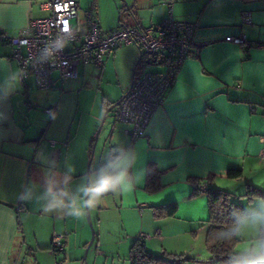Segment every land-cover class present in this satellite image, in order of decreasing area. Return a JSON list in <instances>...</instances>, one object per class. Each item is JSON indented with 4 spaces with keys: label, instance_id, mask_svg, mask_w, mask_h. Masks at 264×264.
<instances>
[{
    "label": "crops",
    "instance_id": "0c3cea01",
    "mask_svg": "<svg viewBox=\"0 0 264 264\" xmlns=\"http://www.w3.org/2000/svg\"><path fill=\"white\" fill-rule=\"evenodd\" d=\"M98 2L77 0L76 22L72 24H78L80 31L84 23L80 27L79 9L86 11L93 5L99 23L102 13ZM128 2L130 12L118 16L117 26L103 30L99 24L103 33L124 26L153 25L170 16L197 24L194 42L200 44V50L180 65L144 136L132 141L124 133L130 125L115 117L109 126L110 147L133 150L137 156L135 168L144 171L142 182L132 191L114 194L112 213L122 229L119 227L118 237L110 241L117 246L112 252L113 260H123L125 264L129 247L137 237L154 253L165 250L195 257L204 246L207 207L205 195H191L194 186L189 178L213 174L212 187L233 195L235 190L243 193L246 182L262 185L247 178V172H254L264 181V167L259 165H264V157L259 154L264 146V46L256 44L264 43V0ZM40 5L41 0H0V31L14 35L25 30L30 21L47 16L49 11ZM243 12L250 13V23H243ZM238 35H244L248 44L231 39ZM123 46L109 52L106 60L116 57ZM152 66L154 70L161 69L158 64L149 68ZM16 71L19 68L11 58L10 44L0 40V264H27V259L20 261L23 254L28 255L29 264H58L53 252V262L44 260V254H51L52 235L63 234L64 249L57 255L66 259L87 245L89 231L85 211L78 218L44 211V201L36 197L51 165L42 160L55 161L56 170L61 172L71 164L76 169L73 180L79 183L86 173L84 167L91 156L94 135L90 140L88 135L78 137L80 120L71 134L79 107L72 96L78 95L77 88L65 91L63 83L38 89L29 75L8 89L4 81ZM138 71L135 68L134 75ZM41 97L45 100L40 103ZM101 109L104 111L102 104ZM148 163L161 171L160 188L154 192L145 188ZM238 167L243 169L242 178L226 177L229 168ZM25 187H31L34 195L21 201L18 196ZM172 201L178 205L174 215L154 216V206ZM94 210L102 226L108 210L103 198ZM131 213L134 220V214L138 218L132 230L125 226Z\"/></svg>",
    "mask_w": 264,
    "mask_h": 264
},
{
    "label": "built area",
    "instance_id": "2783aa9c",
    "mask_svg": "<svg viewBox=\"0 0 264 264\" xmlns=\"http://www.w3.org/2000/svg\"><path fill=\"white\" fill-rule=\"evenodd\" d=\"M41 8L48 10L45 17L30 21L25 30L14 35L0 31V40L11 46V58L21 73L20 82L31 75L38 89H50L62 85L67 79L76 78L81 63L102 66L106 55L117 47L134 44L145 54L142 65L123 99L113 108L119 122L129 124L124 133L132 140L144 136L154 111L165 101L176 72L191 54H197L200 44L194 42L197 24L177 21L168 17L149 26H124L103 33L94 14V6L85 11L84 29L80 31L71 20L77 15V0H41ZM243 23L251 22L249 12H243ZM58 38L67 46L52 59H41L42 50L52 47ZM239 44L247 45L244 35L231 37ZM258 46L264 43L257 42ZM141 59V58H140ZM158 64L161 69H150ZM53 113L51 109H47ZM264 141V134L261 135ZM53 143V141L51 142ZM114 147H109V150ZM259 154L264 157V146ZM51 251L59 254L64 249L63 234L54 233Z\"/></svg>",
    "mask_w": 264,
    "mask_h": 264
},
{
    "label": "rangeland",
    "instance_id": "374dc122",
    "mask_svg": "<svg viewBox=\"0 0 264 264\" xmlns=\"http://www.w3.org/2000/svg\"><path fill=\"white\" fill-rule=\"evenodd\" d=\"M112 1V2H110ZM129 5L128 0H99L98 5L101 9V15L99 16V24L103 30H108L109 27H115L119 24L118 16H122L128 12L129 10L126 9V5ZM105 9V11H104ZM111 9V12L110 10ZM110 12V13H109ZM85 19V11L79 9L78 11V20L80 23V27H83L82 23H84ZM71 22L75 24V19H72ZM112 53V52H111ZM110 54V53H109ZM108 55V54H107ZM139 56V49L134 44L132 45H125L121 48L120 51L117 50L116 57L113 58L109 56V59L106 60L105 65L102 67H96L92 64L83 63L78 66V77L71 82L65 81L64 82V90H72L76 89L78 91V95L73 94L74 100H77L79 103V107L77 110V114L75 116V120L71 127V134L76 130L79 124V134L80 135H88V140L91 139L99 126L101 121L102 115L104 111L101 109V101L103 96L108 98L109 100L116 102L118 101L129 89L130 82L132 80V71L134 64ZM141 68V63H138L136 66V70ZM150 69H155L153 66ZM73 83V84H72ZM58 91V90H57ZM58 93V92H57ZM58 95L56 99H58ZM45 98H40V103L44 101ZM44 105L40 104V109H43ZM114 121V116L112 110L107 113V117L103 123V126L99 132L98 138L94 144L93 154L91 156L90 162V169L93 167L98 166V164L103 162V158L105 154L109 151V147L111 146L109 143V132H110V124ZM81 140L80 138H77ZM84 142V141H83ZM89 142V141H88ZM90 158V157H89ZM89 158L86 160L84 170H87V165ZM260 167H264L261 163H259ZM86 174V173H85ZM84 174V175H85ZM249 179H254L261 186H264V181H261L259 177L255 175L254 172H247L246 173ZM73 183L76 184L77 182L73 180ZM259 186V185H258ZM259 186V187H261ZM264 188V187H261ZM234 192V196L236 201H239L243 204L244 208L254 206L255 203L259 199H254L252 201H247L245 198H238L237 196L242 191H232ZM113 197L114 194L108 193L103 198L104 204H107L108 210H106L107 214L103 217V224L102 226L98 224L97 220L98 217L95 215L94 208L89 210L91 224L88 223L86 209L85 211V221L89 231V240L92 236V230L94 232V240L90 245L87 253H86V260L85 264H123V260L116 261L113 260V253L116 250V245L113 246L110 241L114 240L115 237H118V226L115 223V217L113 215ZM126 214V213H125ZM129 214V213H128ZM113 215V216H112ZM132 215V213H131ZM135 215V220L132 217H128V220H125V226L132 230L133 227L137 224V215ZM127 216V214H126ZM131 219V220H130ZM133 219V220H132ZM99 226L102 227L101 233L99 230ZM122 229V228H121ZM120 235L122 231L119 232ZM254 231H249L245 236L240 237L239 240L235 244V252L243 247L249 245L254 237ZM99 239L101 240L99 243ZM88 240V242H89ZM87 242V243H88ZM50 247V246H49ZM86 247V246H85ZM85 247L83 249L77 250L75 255H71L70 257L64 259L63 257L60 259L61 255L57 256L58 260L55 259V263L58 264H82V259L84 256ZM51 250V249H50ZM51 251V254H44V260L49 262H53L54 252ZM209 253L205 248V244L202 248L201 253L194 258L196 260H188L185 261L183 264H210L208 262ZM22 259H27V264L30 263L29 257L27 254H23L20 257V261ZM32 263V262H31ZM125 264H129V262H125Z\"/></svg>",
    "mask_w": 264,
    "mask_h": 264
},
{
    "label": "clouds",
    "instance_id": "9594fccd",
    "mask_svg": "<svg viewBox=\"0 0 264 264\" xmlns=\"http://www.w3.org/2000/svg\"><path fill=\"white\" fill-rule=\"evenodd\" d=\"M52 47H45L41 59H52L67 46L58 38L52 42ZM21 78L16 71L4 81L8 89L15 87ZM137 156L131 149L120 146L111 148L104 156L99 166L81 176L79 183H73L76 169L71 164L66 165L63 172L56 170L55 161L46 158L43 163L50 164L44 174L42 191L36 198L44 201L46 213H56L71 217H80L84 210H92L102 197L108 193L120 194L133 190L141 183L144 176L142 169H136ZM31 187H25L18 199L26 201L33 198ZM231 223L218 232V239L233 241L254 231L252 242L227 257L224 264H264V198L259 199L254 206L244 209H233L230 213Z\"/></svg>",
    "mask_w": 264,
    "mask_h": 264
},
{
    "label": "trees",
    "instance_id": "16d2710c",
    "mask_svg": "<svg viewBox=\"0 0 264 264\" xmlns=\"http://www.w3.org/2000/svg\"><path fill=\"white\" fill-rule=\"evenodd\" d=\"M140 53L142 57L145 56V54L141 51ZM142 57L138 61L141 65ZM137 64L134 65L135 68ZM101 104L104 111H106L112 107L115 102L103 97ZM93 142L94 137L91 141L90 150L93 147ZM160 174L161 171L155 166V164H147L145 183L146 190L150 192L159 190ZM226 177L230 179H240L243 177V169L241 167L229 168L226 172ZM214 178L213 174H209L205 178L190 177L189 179L194 186L191 195H205L206 197L207 230L204 244L207 252L209 253L207 260L210 264H224L227 257L235 252V244L239 238L233 241H222L218 239V232L228 227L231 223L230 213L232 210L244 209V206L241 202L235 200L236 196L232 193L213 188L212 183ZM237 197L245 198L247 201L261 199L264 198V189L256 186L255 184L246 182L244 184V192L239 194ZM177 207L178 205L174 201L154 206V216L157 218L172 216L176 213ZM188 260H196V258L183 254H173L165 250H162L159 254L154 253L148 250L145 241L141 237L134 239L128 251L129 264H183Z\"/></svg>",
    "mask_w": 264,
    "mask_h": 264
},
{
    "label": "water",
    "instance_id": "95a60500",
    "mask_svg": "<svg viewBox=\"0 0 264 264\" xmlns=\"http://www.w3.org/2000/svg\"><path fill=\"white\" fill-rule=\"evenodd\" d=\"M126 4H127V3H126ZM126 6H127L126 9L128 10V4H127ZM140 58H141V53H139L138 59H137V61H136L135 64L138 63V61H139ZM134 70H135V66H134ZM134 70H133V73H132V80H131V82H130V86H129V88L131 87L132 82H133ZM127 92H128V90H127ZM127 92H126V93H127ZM126 93H125V94H126ZM125 94H124V95H125ZM124 95H123L118 101H116L115 104H114L112 107H110L108 110L104 111V113H103V115H102V118H101V121H100V123H99V126H98V128H97V130H96V132H95V135H94V144H95V142H96V140H97V138H98L99 132H100L102 126H103V123H104V121H105L106 114H107L110 110H112V109H113V108H114V107H115V106H116V105H117V104L123 99ZM93 148H94V145H93ZM93 148H92V151H91V156H92V154H93ZM91 156H90L89 161H88L86 174L89 172L90 162H91ZM86 214H87V220H88V223L90 224V226H92V224H91V218H90V213H89V210H87V209H86ZM93 240H94V232H93V230H92V236H91L89 242L87 243V245H86V247H85L84 256H83V259H82V264H85L86 253H87V251H88L90 245L92 244Z\"/></svg>",
    "mask_w": 264,
    "mask_h": 264
}]
</instances>
